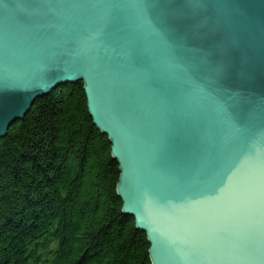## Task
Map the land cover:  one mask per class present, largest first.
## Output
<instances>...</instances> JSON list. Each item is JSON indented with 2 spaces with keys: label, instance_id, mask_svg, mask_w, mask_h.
I'll use <instances>...</instances> for the list:
<instances>
[{
  "label": "water",
  "instance_id": "95a60500",
  "mask_svg": "<svg viewBox=\"0 0 264 264\" xmlns=\"http://www.w3.org/2000/svg\"><path fill=\"white\" fill-rule=\"evenodd\" d=\"M75 83L152 264H264V0H0V139Z\"/></svg>",
  "mask_w": 264,
  "mask_h": 264
},
{
  "label": "trees",
  "instance_id": "16d2710c",
  "mask_svg": "<svg viewBox=\"0 0 264 264\" xmlns=\"http://www.w3.org/2000/svg\"><path fill=\"white\" fill-rule=\"evenodd\" d=\"M84 85L34 101L0 139V264H152Z\"/></svg>",
  "mask_w": 264,
  "mask_h": 264
}]
</instances>
